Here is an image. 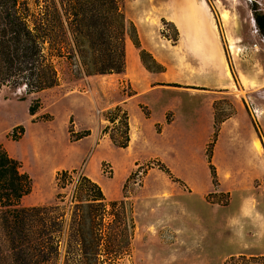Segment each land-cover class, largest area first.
<instances>
[{"label": "rangeland", "instance_id": "1", "mask_svg": "<svg viewBox=\"0 0 264 264\" xmlns=\"http://www.w3.org/2000/svg\"><path fill=\"white\" fill-rule=\"evenodd\" d=\"M16 1L23 11L26 6L36 8L35 4L42 0ZM185 1H190L194 6L186 15L184 9H178L179 3ZM197 1L201 0H121V7L125 18L134 24L137 34L138 27H142L145 44L167 51L172 68L165 73L166 77L197 84L211 82V79L224 81L229 76L228 65H231L235 88L232 93L218 94L213 102L216 118H226L234 113V98L243 94L239 85H254L255 75L264 72V40L253 29L251 8L255 4L257 10L264 13V0H207L211 3L212 14L204 18L194 5ZM180 11L182 15L178 16ZM207 21L209 25L206 26ZM212 21L213 24L210 23ZM182 25L192 36L203 31L212 34V40L204 42L206 51L199 53L203 43L198 40L187 41L185 44L189 46L182 50L171 46L176 43L179 29L184 31ZM125 51L128 62L139 55L138 48L128 36ZM53 62L58 74V85L55 87L31 94L23 88L0 87V143L10 152L12 150L26 157L28 162L25 161V166L29 164L33 175L31 191L22 199V205L51 204L59 191L62 194L61 204L67 207L76 202L75 196H79V191L74 192L78 176L85 172L91 176L100 174L107 178L100 179L108 192L104 194L106 199H123L125 209L130 211L134 221L131 249L117 264H264V177L235 179V182L232 170L213 164L217 182L214 186L205 162L206 151L212 155L214 132L212 141L205 143L203 161L200 147L196 144L191 152L184 151L179 157L169 154L178 167L170 174L160 169V162L154 159L141 161L139 165L131 166L117 196L112 195L122 174L119 162L121 152L100 147L93 153L91 148L85 152L81 162V167L86 164L85 171L76 169L71 173L68 184L58 190L54 175L50 178L51 167L56 163L62 164L64 154L76 161L89 143V139L85 138L76 145L68 146L66 129H74V120L67 118L65 129L64 111L69 108L77 115H84L90 104L85 95H90V91L85 75L74 72L65 58H54ZM201 65H204L203 68ZM209 66H213L211 70L216 72L204 69ZM101 80L108 83L113 81L104 77ZM247 94L252 96L251 99L257 98L255 100L262 104L263 113L258 120L251 115L244 100L243 113L249 117L258 136L261 134L264 137L261 126V123L264 124V85L259 92ZM260 96L263 99H258ZM30 103L39 105L34 117L28 114ZM51 119L53 122L49 124L47 121ZM35 120L41 121L31 124L30 121ZM21 128L23 131L26 129V134L21 141L15 142L22 135ZM110 132L115 136L120 135L116 128ZM31 135L36 137V153L41 150L38 159L33 156L32 144L28 141ZM76 135L68 133L70 140ZM187 136L190 137L189 131ZM255 139L251 145L259 154L262 152L261 146H255ZM226 149L224 140L218 156L226 157ZM102 155L114 164L104 160L98 163ZM187 159L195 168L192 180L196 184L187 177L188 172L184 167ZM104 164L111 166L108 172H104ZM112 165L115 172L110 181ZM196 185L198 189L209 185V189L202 196L192 195ZM8 255L0 235V264H11Z\"/></svg>", "mask_w": 264, "mask_h": 264}, {"label": "trees", "instance_id": "2", "mask_svg": "<svg viewBox=\"0 0 264 264\" xmlns=\"http://www.w3.org/2000/svg\"><path fill=\"white\" fill-rule=\"evenodd\" d=\"M17 4L16 0H0V87L23 88L28 94L55 87L58 74L54 58H65L80 75L121 72L126 62V36L138 48L148 71L164 70L141 47L134 24L124 16L121 0H42L36 8L26 6L23 11ZM251 8L258 33L264 38V13L255 4ZM38 107L30 103L28 114L33 116ZM104 116L120 131L119 136L109 131L112 143L126 147V113L115 106ZM214 117L216 134L225 117L218 119L215 113ZM88 134L89 130L77 132L73 141ZM206 160L215 186L209 151ZM158 165L170 174L168 167ZM75 171L55 172L58 190L68 184ZM31 188L32 178L22 161L0 143V235L11 264H117L130 251L134 233L130 211H126L123 199L107 200L101 186L89 176H78L74 192L79 191V196L67 207L61 204L59 191L51 204L22 205Z\"/></svg>", "mask_w": 264, "mask_h": 264}, {"label": "crops", "instance_id": "3", "mask_svg": "<svg viewBox=\"0 0 264 264\" xmlns=\"http://www.w3.org/2000/svg\"><path fill=\"white\" fill-rule=\"evenodd\" d=\"M179 4L180 6L178 9H184L185 15L188 10L194 7L190 1L180 2ZM194 5H196V9L200 11V16H203V18L212 14L211 3L207 0L194 2ZM180 15H182L181 11L178 16ZM170 20L173 21V19ZM210 23L213 24L214 22L212 21ZM207 25H209V21H207L206 26ZM182 27H184V25H182ZM142 31V27H138V37L141 47L148 50L152 56L164 66V70L160 72L148 71L142 64L138 55L132 62L126 60L125 68L121 72L85 76L90 91V95H85L90 102L89 108L84 115H77L74 110L66 108L64 111V125L66 129L65 120L72 117L74 120V129H72V132L77 133L83 130H89L88 135L77 141H73L70 140L68 136L69 131L66 129L68 146L76 145V143H79L85 138L89 139L88 146L85 150L81 151L76 161H73L69 155L64 154L61 159L63 163H56L51 167L49 172L50 178H52L54 173L59 169L74 168L84 172L86 164L81 167V162L84 159L85 152H89L90 149L93 148L94 153L100 147H107L110 151L118 150L121 152V159H119V162L122 174L115 189L116 191L113 193L114 195H112L117 196L119 194L118 190L120 189V185H122V182L126 179L131 166H137L141 161L154 159L164 164L170 171L176 170L178 167H176L172 159L169 158V154L179 157L184 151L191 152L195 144L200 147L201 161L204 160L205 143L212 141L214 136L215 111L213 102L220 93H232L235 88V82L232 76L234 70L230 69L231 65L230 67L228 65L229 76H226L224 81L211 79V82L197 84L192 82H180L168 78L165 76V73L171 70L172 65L170 63L171 61L167 58V51L159 46L155 47L151 44H145ZM210 35H212L210 32L203 31L197 33L196 36H192L185 31L184 27V31L179 29L176 43L171 44V46L182 50L183 47L189 46V44H185L187 41L198 40L203 43L201 48H199V53L202 54V51H206L205 48L207 47L204 42L212 40ZM203 66L204 65H201L200 67L203 68ZM209 67L210 68L204 69L216 72V70H211L214 69L213 66ZM101 77L106 79L111 78L113 81L112 83H108V81L102 82ZM255 77L254 85L249 87L239 85L243 94L238 96V98H234V113L218 124L212 147L211 163L217 167H227L232 170V177H234L235 182L241 178L254 180L264 177V137L261 134L260 137L258 136L249 117H246L243 113V100L245 101L247 98L252 97L247 93L251 91L259 92V89L264 85V72L256 74ZM260 97L258 99H263ZM255 99L257 98L252 100H254V103L261 111L260 115L257 117L259 120L263 113V109L261 107L262 104ZM115 106H119L127 115L129 141L126 147L115 146L109 138V131L115 129L116 123L109 122L104 116V113L106 110ZM168 114L170 115L169 118H167ZM34 115L32 117H34ZM53 119L47 122L52 124ZM40 121L41 120H35L30 122L32 124ZM261 126L264 133V124L261 123ZM105 127H107L106 131H104ZM50 129H52V127H50ZM25 130L24 128L22 135L15 142L23 139L26 134ZM188 131L190 137L187 136ZM253 138H257L260 142L262 152L259 154H256V151L252 148L251 144ZM224 140H226L227 144V156L221 158L218 156V153L220 152L221 146H223ZM28 141L32 144L33 156L38 159L41 150L39 151L40 153H36V137L33 135L29 136ZM7 151L12 156L20 159L23 163V167L25 166V161L28 162L26 157L18 155L12 150L11 152L9 150ZM190 158H192L191 155ZM195 158L200 159L198 156H195ZM102 160L114 164L113 161L105 155L99 157L98 163ZM205 162L207 163L206 154ZM184 167L188 172V179H191V181L195 183L194 180H192L195 168L191 165L190 160L187 159ZM112 168L113 175L108 179L110 181L113 179L115 172L113 165ZM24 170L33 177L30 173L31 171L28 163L24 167ZM235 170L238 172L236 173ZM84 174L100 184L104 194L108 193L100 181V179L107 178L100 174H97V176H91L87 172ZM208 189L209 185L202 189H198L196 185V190L192 195L198 194L202 196Z\"/></svg>", "mask_w": 264, "mask_h": 264}, {"label": "built area", "instance_id": "4", "mask_svg": "<svg viewBox=\"0 0 264 264\" xmlns=\"http://www.w3.org/2000/svg\"><path fill=\"white\" fill-rule=\"evenodd\" d=\"M251 2V0H249ZM252 26L255 32H258L257 26L254 22V20L252 19ZM262 40H264V38L262 37ZM245 104L247 105L248 109L251 112V115L258 117V115H260L261 111L259 109V107L254 103V101L251 98H247L245 100ZM111 168V166L109 164H104L103 166V170L104 172H108V170Z\"/></svg>", "mask_w": 264, "mask_h": 264}, {"label": "bare ground", "instance_id": "5", "mask_svg": "<svg viewBox=\"0 0 264 264\" xmlns=\"http://www.w3.org/2000/svg\"><path fill=\"white\" fill-rule=\"evenodd\" d=\"M229 46H231V45H229ZM255 143V146L257 147V148H260V142L257 140V139H255V141H254Z\"/></svg>", "mask_w": 264, "mask_h": 264}, {"label": "water", "instance_id": "6", "mask_svg": "<svg viewBox=\"0 0 264 264\" xmlns=\"http://www.w3.org/2000/svg\"><path fill=\"white\" fill-rule=\"evenodd\" d=\"M253 19V18H252Z\"/></svg>", "mask_w": 264, "mask_h": 264}]
</instances>
